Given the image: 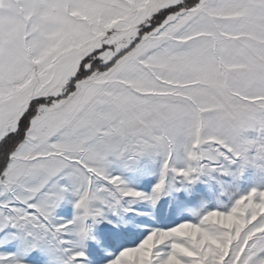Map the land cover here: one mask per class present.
<instances>
[{"label": "snow or ice", "instance_id": "obj_1", "mask_svg": "<svg viewBox=\"0 0 264 264\" xmlns=\"http://www.w3.org/2000/svg\"><path fill=\"white\" fill-rule=\"evenodd\" d=\"M0 264H264V0H0Z\"/></svg>", "mask_w": 264, "mask_h": 264}]
</instances>
